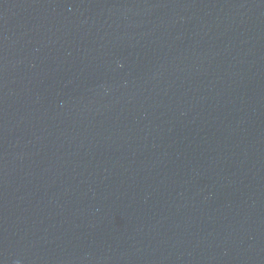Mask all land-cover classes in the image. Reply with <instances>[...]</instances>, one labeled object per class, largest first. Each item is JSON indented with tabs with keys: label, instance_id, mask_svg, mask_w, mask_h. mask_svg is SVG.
I'll return each instance as SVG.
<instances>
[{
	"label": "water",
	"instance_id": "obj_1",
	"mask_svg": "<svg viewBox=\"0 0 264 264\" xmlns=\"http://www.w3.org/2000/svg\"><path fill=\"white\" fill-rule=\"evenodd\" d=\"M0 264H264V0H0Z\"/></svg>",
	"mask_w": 264,
	"mask_h": 264
}]
</instances>
